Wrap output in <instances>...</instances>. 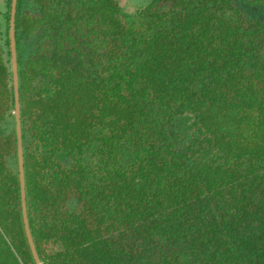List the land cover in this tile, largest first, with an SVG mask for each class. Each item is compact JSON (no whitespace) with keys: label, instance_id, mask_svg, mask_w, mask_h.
I'll list each match as a JSON object with an SVG mask.
<instances>
[{"label":"trees","instance_id":"trees-1","mask_svg":"<svg viewBox=\"0 0 264 264\" xmlns=\"http://www.w3.org/2000/svg\"><path fill=\"white\" fill-rule=\"evenodd\" d=\"M16 0L24 205L41 264H264V22L231 0ZM264 7V0H242ZM1 4V3H0ZM0 5V264H35Z\"/></svg>","mask_w":264,"mask_h":264},{"label":"water","instance_id":"water-1","mask_svg":"<svg viewBox=\"0 0 264 264\" xmlns=\"http://www.w3.org/2000/svg\"><path fill=\"white\" fill-rule=\"evenodd\" d=\"M15 4H16V0H11V12H10L11 16L9 22V46H10V63H11L13 91H14V117H15V132H16V140H17L18 179H19V187L21 194V205H22V215H23L25 235L27 238V242L32 257L35 261V264H41L32 243V239L27 225L25 205H24V176H23V166H22L20 116H19V105H18V94H17V63H16L14 28H13V16H14Z\"/></svg>","mask_w":264,"mask_h":264},{"label":"rangeland","instance_id":"rangeland-1","mask_svg":"<svg viewBox=\"0 0 264 264\" xmlns=\"http://www.w3.org/2000/svg\"><path fill=\"white\" fill-rule=\"evenodd\" d=\"M7 0H0V5L2 10L5 8L4 4ZM121 6L128 10L132 11L135 8L142 6L144 4V0H118ZM235 7L243 13L247 18L253 20H259L264 22V7L261 6H250L245 4L242 0H231Z\"/></svg>","mask_w":264,"mask_h":264}]
</instances>
